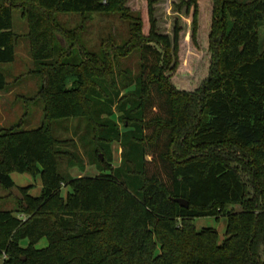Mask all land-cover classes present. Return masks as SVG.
Listing matches in <instances>:
<instances>
[{
  "label": "trees",
  "instance_id": "16d2710c",
  "mask_svg": "<svg viewBox=\"0 0 264 264\" xmlns=\"http://www.w3.org/2000/svg\"><path fill=\"white\" fill-rule=\"evenodd\" d=\"M127 1L0 0V63L14 60L13 7L26 14L32 57L43 63L55 49L48 11L131 12ZM155 4L145 0L136 11V74L128 68L115 73L107 47L86 60L68 53L44 74V123L0 129V186L10 189L12 173H21L39 175L42 187L38 196L21 188L20 209L0 210L5 264H264V51L258 31L264 0L178 5L192 8L190 41L198 48L199 38L210 54L208 74L193 91L171 80L182 27L176 20L171 35L160 31ZM6 85L0 71V90ZM82 116L95 143L90 163L100 173L64 177L65 140L51 123ZM114 142L122 148L116 167ZM95 150L107 158L100 160ZM63 187L70 189L65 196ZM229 204L243 208L228 210ZM221 215L227 221L222 241L214 228L196 229L194 219ZM42 239L47 245L37 248Z\"/></svg>",
  "mask_w": 264,
  "mask_h": 264
},
{
  "label": "rangeland",
  "instance_id": "374dc122",
  "mask_svg": "<svg viewBox=\"0 0 264 264\" xmlns=\"http://www.w3.org/2000/svg\"><path fill=\"white\" fill-rule=\"evenodd\" d=\"M182 1L156 0L155 16L160 31L170 35L174 22L179 21L182 27L179 66L171 80L179 89L193 91L208 74L210 54L199 38L198 48L191 43L192 8L187 11L186 6L182 5L178 9ZM126 5L132 10L131 12L121 11L120 8L110 12L86 14L48 11L47 29L52 32L55 49L52 57L43 63H38L32 57L30 24L26 14L21 7H13L14 60L0 63V71L5 74L7 81L6 88L0 90V129L16 126L19 130H31L44 123V105L39 97L44 74L69 54L86 60L101 55L103 48L107 47V60L110 59L113 63L112 68L115 73L119 69L128 68L132 74H136L139 69V52L134 45L132 29L136 11H141L146 5L145 0H128ZM143 31L145 33L148 31L146 21ZM258 31L260 49L264 51V25L260 26ZM76 78V75L68 76L66 87H71ZM88 120L87 117L82 116L59 119L51 123L56 137L65 140L61 148L66 153L59 161V171L64 177L95 176L100 173L97 165L90 163L95 143L92 141ZM121 151L118 142L111 144L112 167L121 163ZM96 152L100 155V160L104 161L107 158L101 150ZM70 160H74V166H69ZM11 177L15 183L13 187L4 189L0 186V210L20 209L24 198L21 188L28 187L29 194L33 196L41 194L39 175L33 177L29 174L12 173ZM69 190V187H63L61 194L65 196ZM226 208L240 211L243 207L240 204H229ZM226 222V217L222 215L194 219L198 230L204 227L214 228L218 233L219 241L225 238ZM21 245L26 246L27 241L23 240ZM46 245V239H42L36 247L43 248Z\"/></svg>",
  "mask_w": 264,
  "mask_h": 264
},
{
  "label": "water",
  "instance_id": "95a60500",
  "mask_svg": "<svg viewBox=\"0 0 264 264\" xmlns=\"http://www.w3.org/2000/svg\"><path fill=\"white\" fill-rule=\"evenodd\" d=\"M175 201H177L183 207H187L188 206V202L186 200L176 199Z\"/></svg>",
  "mask_w": 264,
  "mask_h": 264
},
{
  "label": "built area",
  "instance_id": "2783aa9c",
  "mask_svg": "<svg viewBox=\"0 0 264 264\" xmlns=\"http://www.w3.org/2000/svg\"><path fill=\"white\" fill-rule=\"evenodd\" d=\"M7 259V254L5 252L0 256V264H5V260Z\"/></svg>",
  "mask_w": 264,
  "mask_h": 264
},
{
  "label": "crops",
  "instance_id": "0c3cea01",
  "mask_svg": "<svg viewBox=\"0 0 264 264\" xmlns=\"http://www.w3.org/2000/svg\"><path fill=\"white\" fill-rule=\"evenodd\" d=\"M79 176H81V175H79Z\"/></svg>",
  "mask_w": 264,
  "mask_h": 264
}]
</instances>
